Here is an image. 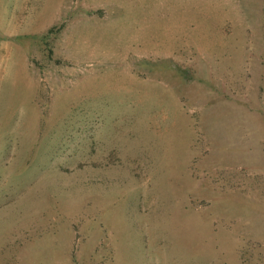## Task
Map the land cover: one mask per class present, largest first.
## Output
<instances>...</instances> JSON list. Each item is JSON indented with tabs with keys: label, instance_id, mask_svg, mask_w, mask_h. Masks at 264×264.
<instances>
[{
	"label": "rangeland",
	"instance_id": "obj_1",
	"mask_svg": "<svg viewBox=\"0 0 264 264\" xmlns=\"http://www.w3.org/2000/svg\"><path fill=\"white\" fill-rule=\"evenodd\" d=\"M0 264H264V0H0Z\"/></svg>",
	"mask_w": 264,
	"mask_h": 264
}]
</instances>
